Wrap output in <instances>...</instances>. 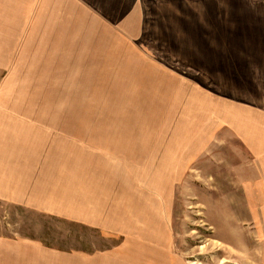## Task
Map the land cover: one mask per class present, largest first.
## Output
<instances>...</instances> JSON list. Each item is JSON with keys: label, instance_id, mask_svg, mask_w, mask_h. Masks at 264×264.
I'll return each mask as SVG.
<instances>
[{"label": "rangeland", "instance_id": "1", "mask_svg": "<svg viewBox=\"0 0 264 264\" xmlns=\"http://www.w3.org/2000/svg\"><path fill=\"white\" fill-rule=\"evenodd\" d=\"M50 1L37 56L0 78L2 240L52 264H259L242 143L264 0Z\"/></svg>", "mask_w": 264, "mask_h": 264}, {"label": "crops", "instance_id": "2", "mask_svg": "<svg viewBox=\"0 0 264 264\" xmlns=\"http://www.w3.org/2000/svg\"><path fill=\"white\" fill-rule=\"evenodd\" d=\"M50 3V0H0V78L4 71L8 75H17L22 71V65L29 66L37 56V31H45V25L50 23ZM259 121L255 140L245 139L242 144L247 157L244 192L250 224L255 228L250 236L257 242L258 262L264 264V119L259 118ZM2 239L0 237V264H37L33 253L40 254L37 259L42 264H52L51 252L41 245ZM57 257L60 264H69L74 259L77 264L88 261L80 255Z\"/></svg>", "mask_w": 264, "mask_h": 264}]
</instances>
